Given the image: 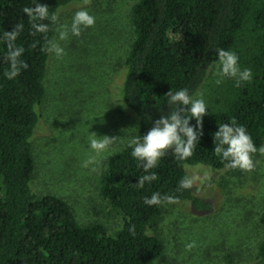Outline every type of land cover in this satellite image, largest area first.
<instances>
[{"label": "trees", "instance_id": "16d2710c", "mask_svg": "<svg viewBox=\"0 0 264 264\" xmlns=\"http://www.w3.org/2000/svg\"><path fill=\"white\" fill-rule=\"evenodd\" d=\"M37 2L46 4L49 14L58 18L55 23L43 21L49 25L46 33H36L23 13L24 7L34 6L32 0H0V264H150L162 255L163 245L149 235L148 227L171 203L147 206L144 197L159 192L162 197H175L176 202L187 201L197 213L210 212L208 203L192 196L190 190L179 189L185 167L224 169L212 152L213 133L233 118L246 128L257 148L264 144V0H139L129 8L133 41L111 101L118 115L129 113L136 119L133 139L142 137L156 119L172 110L165 97L170 89L187 88L196 94L216 61L215 49L240 52L244 48L239 65L251 69L253 79L240 87L231 79L232 92L222 108L204 115L203 135L193 155L177 161L168 150L151 170L157 179L142 189L135 182L145 173L130 155L129 144L108 161L99 195L109 213L122 219L114 235L99 223L77 224L66 200L39 197L31 188L33 142L51 55L45 48L48 41H54L60 10L75 0ZM17 23L24 24L16 43L25 49L21 58L28 68L8 80L3 76L8 67L3 32ZM246 35L247 49L242 46ZM252 264H264V241Z\"/></svg>", "mask_w": 264, "mask_h": 264}, {"label": "rangeland", "instance_id": "374dc122", "mask_svg": "<svg viewBox=\"0 0 264 264\" xmlns=\"http://www.w3.org/2000/svg\"><path fill=\"white\" fill-rule=\"evenodd\" d=\"M137 1L75 0L60 10L58 28L70 24L74 13L85 7L95 16V24L82 30L79 37L69 33L63 41L56 32L54 41L64 54L57 57L51 52L44 82L46 95L39 108L40 126L33 142L31 188L36 195L66 200L77 224L99 223L110 235L121 229L122 219L109 213L99 186L108 161L131 143L137 130L136 119L129 113L118 115L111 101L133 41L128 13ZM94 31L103 34L96 36ZM244 41L249 43V35L242 41L247 49ZM243 49L235 50L240 59ZM215 71L214 63L196 92L203 93L207 111L214 112L232 92L231 79L215 84ZM91 133L118 140L96 155L88 146ZM253 161L251 171L186 166V176L208 175L190 191L208 203L211 211L197 213L187 201L165 205L148 227L149 235L163 245L162 255L150 264H252L264 241V154L254 156ZM190 241H195L196 247L187 250L185 244Z\"/></svg>", "mask_w": 264, "mask_h": 264}, {"label": "clouds", "instance_id": "9594fccd", "mask_svg": "<svg viewBox=\"0 0 264 264\" xmlns=\"http://www.w3.org/2000/svg\"><path fill=\"white\" fill-rule=\"evenodd\" d=\"M32 4L34 6L24 7L23 13L36 33H46L49 25L43 21L50 20L55 23L58 18L55 14H49L46 4L38 3L37 0H32ZM95 19V16L87 10L76 11L70 24H62L57 29L58 39L66 40L69 33L79 37L82 30L95 24ZM23 30L24 24L17 23L11 30L3 32V42L6 46L4 59L8 64L3 71V76L8 80H14L22 70L28 68L26 61L21 58L25 49L16 43ZM45 50L54 53L57 57L64 54V49L55 41H48ZM215 54L216 71L213 73L217 77L215 84L219 85L227 78L234 81V86L240 87L242 83L253 79L251 69H241L239 57L234 51L217 48ZM165 97L172 110L167 115H161L146 134L133 139L128 145L132 149L130 155L145 173L135 182L139 189H142L146 182L151 183L157 179V174L151 170L158 166L160 159L168 150H171L177 161H185L193 155L203 135V117L207 111L203 93H197L194 96L187 88H181L175 92L170 89ZM191 121L195 123L192 124ZM91 137L88 146L96 155L105 153L118 140V137L107 135L98 137L95 133H91ZM213 144L212 152L224 165V170L251 171L254 168L253 154L257 152L264 154V146L257 148L246 128L239 125L234 118L230 123H222L218 126L213 133ZM93 160L94 157L90 158L85 166ZM208 178L207 174L203 177L198 174L187 175L180 179L179 189L191 190L198 182L206 181ZM143 202L147 206H154L163 202L175 203L176 198L168 195L162 197L159 192H154L150 197L145 196ZM129 231L134 234V228H130ZM194 247H196L195 241L185 244L187 250Z\"/></svg>", "mask_w": 264, "mask_h": 264}]
</instances>
